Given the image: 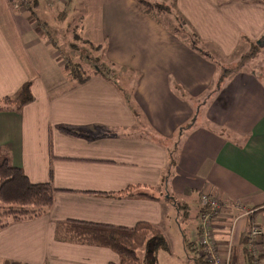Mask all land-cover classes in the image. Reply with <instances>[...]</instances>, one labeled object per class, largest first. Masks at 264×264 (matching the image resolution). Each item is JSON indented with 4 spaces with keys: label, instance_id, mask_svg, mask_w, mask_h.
Returning a JSON list of instances; mask_svg holds the SVG:
<instances>
[{
    "label": "crops",
    "instance_id": "obj_1",
    "mask_svg": "<svg viewBox=\"0 0 264 264\" xmlns=\"http://www.w3.org/2000/svg\"><path fill=\"white\" fill-rule=\"evenodd\" d=\"M14 2L0 0V101L27 82L33 100L0 112V148L30 183L55 192L41 216L0 229V264H118L108 248L64 239L62 225L145 223L161 234L176 197L188 195L199 211L204 193L252 212L229 211L214 225L238 259L245 231L264 224V67L221 78L210 52L229 59L259 45L264 0H168L209 58L135 0ZM42 4L69 7L62 17L102 47L111 80L77 82L63 63L61 77L44 80L29 54L45 35L34 20Z\"/></svg>",
    "mask_w": 264,
    "mask_h": 264
},
{
    "label": "trees",
    "instance_id": "obj_2",
    "mask_svg": "<svg viewBox=\"0 0 264 264\" xmlns=\"http://www.w3.org/2000/svg\"><path fill=\"white\" fill-rule=\"evenodd\" d=\"M135 1L139 4L144 14L155 20L158 19V23L161 22L155 14L158 16H173L177 26L171 27L167 24L168 29L175 34L184 35L188 38L187 42L192 50L209 58L207 53L200 51L196 47L195 37L190 30V33L186 32L184 23L175 13H172L170 8L144 0ZM77 38L79 37L77 36ZM80 41L88 48L89 52L100 53V55L92 60L97 65L90 67L91 71L89 73L85 72L80 64L67 60L64 68L70 79L83 82L92 75H100L111 80L110 78L113 76L112 67L103 62L102 47L91 45L81 39ZM255 45L256 43L252 46ZM88 56L87 52L86 55H79V58L84 62H90L91 59ZM83 71L84 74H82ZM227 74L225 72L221 78L226 77ZM218 82L221 83V80ZM217 85L219 87L218 83ZM32 100L31 84L27 82L21 86L16 96L0 101V112L7 110L19 111L31 103ZM54 192L55 190L48 183H30L21 169L13 167L10 164L8 152L0 148V204L5 208L4 210L1 209L0 217L7 218L9 222H20L38 218L52 206ZM6 225L7 223L0 224V229ZM62 231L64 239L112 250L121 258L118 264H139V259L136 254L142 248L156 249L160 247L163 249L166 247L163 236L145 223L137 224L133 228H124L68 220L62 225ZM191 244L188 243L186 245L189 251H192ZM192 252L196 255L194 251ZM195 261L203 264L201 258L196 257Z\"/></svg>",
    "mask_w": 264,
    "mask_h": 264
},
{
    "label": "rangeland",
    "instance_id": "obj_3",
    "mask_svg": "<svg viewBox=\"0 0 264 264\" xmlns=\"http://www.w3.org/2000/svg\"><path fill=\"white\" fill-rule=\"evenodd\" d=\"M43 1L48 4L47 7H51L55 2V0L52 3H48L47 0ZM144 1L170 8L168 0ZM43 7L46 8L45 12H41L40 10L34 11V20L38 25H36V28H39L45 35L42 39L40 38V40H42L40 41L41 45L29 52L39 74L45 78V81L57 79L61 77L64 72L63 68L59 69V65L61 63L65 64L67 60L80 64L83 70L89 73L91 71L90 67L97 65L92 60L100 55V53L89 52L88 48L80 41L81 38L77 30L78 21L68 17H62L69 7L65 9L58 7L55 8L56 11L42 4V8ZM69 12L70 9L68 13ZM155 15L157 17H163V20L167 22L168 26H177L173 16ZM184 27L186 28V32L190 33L191 30L189 27L185 26V24ZM77 36L79 38H77ZM263 45L264 40H262L259 45L256 43L255 46H252V49L246 52L244 51L246 54L241 52L229 59L220 58L218 54L212 53V49L208 46H200V49L206 52L211 51L210 54L215 61L218 62L216 68L220 70V74L223 75L226 71L237 67H244L246 69L263 68L264 54L261 53ZM87 52L89 55L88 57L91 59L90 62H84L79 58V55H86ZM241 54L244 55L241 56ZM84 71L82 74H84ZM175 202L177 206L174 207L173 212L168 215L167 226L161 233L166 247L163 249L159 247L156 249L142 248L138 250L136 255L139 258V264H201L195 261L197 256L192 251H189L186 246L188 243H192L191 245H193V243L196 244L199 238L198 207L194 201H191L188 195L176 197ZM184 203L187 206L183 205ZM1 209L4 210L5 208L0 204V212L2 211ZM7 222H9L7 218L0 217V224H5Z\"/></svg>",
    "mask_w": 264,
    "mask_h": 264
},
{
    "label": "built area",
    "instance_id": "obj_4",
    "mask_svg": "<svg viewBox=\"0 0 264 264\" xmlns=\"http://www.w3.org/2000/svg\"><path fill=\"white\" fill-rule=\"evenodd\" d=\"M46 1V0H45ZM54 0H47L52 3ZM65 5L67 0H55ZM29 0H15L13 8L19 9ZM236 211L240 217H248L252 213L239 203L229 204L215 194L204 193L199 198V238L191 250L201 258L204 264H264V224L252 225L244 233L240 246V257L237 259L231 244L221 247L213 236L214 225L223 214Z\"/></svg>",
    "mask_w": 264,
    "mask_h": 264
}]
</instances>
